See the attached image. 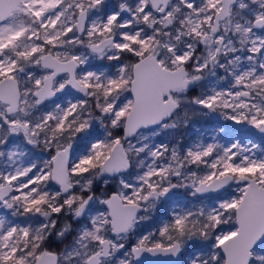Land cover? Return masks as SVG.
<instances>
[{
	"label": "snow or ice",
	"instance_id": "6c2138e0",
	"mask_svg": "<svg viewBox=\"0 0 264 264\" xmlns=\"http://www.w3.org/2000/svg\"><path fill=\"white\" fill-rule=\"evenodd\" d=\"M0 264H264V0H0Z\"/></svg>",
	"mask_w": 264,
	"mask_h": 264
},
{
	"label": "rangeland",
	"instance_id": "374dc122",
	"mask_svg": "<svg viewBox=\"0 0 264 264\" xmlns=\"http://www.w3.org/2000/svg\"><path fill=\"white\" fill-rule=\"evenodd\" d=\"M113 3L116 2V0H112ZM222 123V121H216V120H213L211 118H203V119H200L198 120L197 122H195V125L194 127L189 131V136H192L195 134V129L196 128H201L202 130H204L205 132H208L210 133L211 131V128L212 126L215 124V123Z\"/></svg>",
	"mask_w": 264,
	"mask_h": 264
}]
</instances>
